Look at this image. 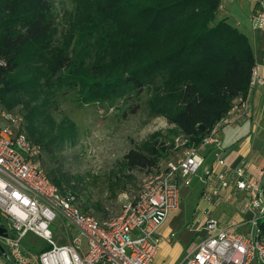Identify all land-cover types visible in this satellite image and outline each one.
<instances>
[{
	"label": "trees",
	"instance_id": "trees-1",
	"mask_svg": "<svg viewBox=\"0 0 264 264\" xmlns=\"http://www.w3.org/2000/svg\"><path fill=\"white\" fill-rule=\"evenodd\" d=\"M71 2L60 28L51 0H0V109L22 116L18 130L41 146V166L43 152L51 156L58 142L52 107L60 95L112 105L146 89L152 115L189 145L246 98L254 53L247 36L218 17L221 0ZM260 10L257 3L253 14ZM156 136L126 152L118 170L153 169L171 150L178 156L174 139ZM46 172L94 214L79 205L72 177ZM114 176L109 188L116 195L114 184L124 191L126 181Z\"/></svg>",
	"mask_w": 264,
	"mask_h": 264
},
{
	"label": "built area",
	"instance_id": "built-area-1",
	"mask_svg": "<svg viewBox=\"0 0 264 264\" xmlns=\"http://www.w3.org/2000/svg\"><path fill=\"white\" fill-rule=\"evenodd\" d=\"M252 26L264 28V11L252 15ZM264 79L252 69L245 99L232 110L249 111V96ZM21 115L0 109V220L7 222L2 236L6 264H151L160 238L158 231L168 213L179 206L180 184L197 174L204 163L201 147L217 146V131L224 118L198 145L178 135L180 147L176 159L149 172L140 191L126 201L120 211L102 219L82 211L70 192H62L38 162L41 146L30 140L18 125ZM202 198L208 202L225 200L222 191L231 187L232 195L242 194L241 210L252 215L247 222L228 227L207 217L206 234L187 255L183 264H264V169L251 177L245 165H231L220 154L199 176ZM76 230L66 243L54 239L52 224ZM243 227V228H242ZM32 233L45 240L46 246L36 259L25 252L21 242Z\"/></svg>",
	"mask_w": 264,
	"mask_h": 264
},
{
	"label": "rangeland",
	"instance_id": "rangeland-1",
	"mask_svg": "<svg viewBox=\"0 0 264 264\" xmlns=\"http://www.w3.org/2000/svg\"><path fill=\"white\" fill-rule=\"evenodd\" d=\"M51 1L61 28L63 15L72 9L73 4L71 0ZM148 97L149 93L145 89L138 95L118 99L112 105H81L68 93L67 97L60 95L56 105L52 107L54 134L57 135L55 141L58 142L51 156L43 152L41 163L46 171L59 169L72 177L70 186L77 194L79 205L87 206L99 219L117 214L122 205L140 191L143 179L149 172L162 168L168 160L178 157L177 153L171 150L153 169H136L122 173L118 170V162L124 154L132 148H138L146 140H152L154 133H157L156 138L166 143L171 139H174L175 143L178 136L165 118L152 115ZM115 173L126 181V189L119 191L120 184H114L117 192L113 195L109 187L110 183L115 181ZM238 208V203L224 200L217 210L213 211V215L225 221L233 216ZM1 223L10 230L7 222L0 220ZM51 228L57 242L66 243L69 240L70 230L62 226L59 219H56ZM177 237L173 238L172 247L162 242L159 244L157 256L151 264L180 263L194 244L186 246ZM21 244L33 253L46 246L45 240L32 233H28ZM0 264H5L1 258Z\"/></svg>",
	"mask_w": 264,
	"mask_h": 264
},
{
	"label": "crops",
	"instance_id": "crops-1",
	"mask_svg": "<svg viewBox=\"0 0 264 264\" xmlns=\"http://www.w3.org/2000/svg\"><path fill=\"white\" fill-rule=\"evenodd\" d=\"M257 3L258 8L264 11V0H221L218 17L225 18L228 23L247 36L254 53L257 75L264 79V28H254L251 20L253 9ZM225 119L226 122H223L217 131L218 145L201 147L199 152L204 157L202 167L195 176L181 181L179 206L168 213L159 229L157 234L160 243L172 247L173 238L178 236L177 238L186 246L193 243V250L198 241L206 234L205 221L207 217H213L218 220L220 226L228 227L247 222L252 215L250 212L241 210L242 194L232 195V189L229 187L222 191V195L230 203H238L240 208L225 221L216 218L213 211H216L224 200L221 202L204 200L202 198L203 185L199 176L203 174L205 166L211 163L216 154H220L228 164L245 165L247 173L251 177L261 174L264 169V84H257L253 87L249 96V111L247 113L242 109H231ZM69 230L70 234L77 233L72 227ZM1 241H4L2 236H0V245L5 249V244ZM44 247L33 253L27 247L22 246L23 250L35 259ZM191 251L186 252L179 264L184 263ZM0 258L6 264L4 256L0 255Z\"/></svg>",
	"mask_w": 264,
	"mask_h": 264
},
{
	"label": "water",
	"instance_id": "water-1",
	"mask_svg": "<svg viewBox=\"0 0 264 264\" xmlns=\"http://www.w3.org/2000/svg\"><path fill=\"white\" fill-rule=\"evenodd\" d=\"M207 166H205V169ZM6 234V225L4 223L0 224V236H3ZM4 253V248L0 245V255Z\"/></svg>",
	"mask_w": 264,
	"mask_h": 264
}]
</instances>
